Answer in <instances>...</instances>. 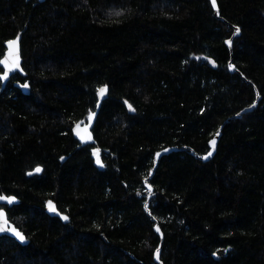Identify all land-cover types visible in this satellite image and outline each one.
I'll list each match as a JSON object with an SVG mask.
<instances>
[{"label": "trees", "instance_id": "1", "mask_svg": "<svg viewBox=\"0 0 264 264\" xmlns=\"http://www.w3.org/2000/svg\"><path fill=\"white\" fill-rule=\"evenodd\" d=\"M216 2L0 0V59L21 34L25 72L0 92V195L29 240L0 237V264H157L159 247L162 264H264V0Z\"/></svg>", "mask_w": 264, "mask_h": 264}, {"label": "water", "instance_id": "2", "mask_svg": "<svg viewBox=\"0 0 264 264\" xmlns=\"http://www.w3.org/2000/svg\"><path fill=\"white\" fill-rule=\"evenodd\" d=\"M38 3H43L45 2V0H36ZM211 1V0H210ZM212 4V2H211ZM213 7V5H212ZM214 11H215V14L217 15L218 14V5H217V2H216V7L214 8ZM240 35V32L238 31L237 32V28H235V32L233 33V35L226 41V45L227 47L229 48L230 51H232V43H233V38L235 36H239ZM12 41H18V51L14 53V55H18V58H19V67L17 68H12L11 70H9L8 67L5 66V64L3 63H0V83H1V87H0V92H2L8 82L10 81L11 77L15 74H20V75H24V70H23V67H22V57H21V34H18L16 37L6 41L5 43V52H4V55L1 57L0 61H4L6 58L9 57V52H10V49H9V43L12 42ZM228 41H230L231 43H227ZM11 63V61L9 60V64ZM229 65H230V68L229 70L231 72H234L235 71V67L232 65L231 61L229 62ZM7 72V77L4 78L5 76V73ZM25 85H27V87H25ZM102 88H106V92L101 96L100 93L98 92L97 93V97H98V100H97V104H96V109L94 112L90 113V115L88 116V119H87V122H77L73 125L72 129H71V132H72V135L74 137V139H76L82 146L84 145H87V144H96L95 140H94V136H93V132H92V128H93V125H94V122H95V118L98 114V111L100 109V106H101V103L103 102V100L105 99L106 95H107V87H102ZM21 90L24 94H27L29 92V89H28V84L25 83L22 87H21ZM259 97H257L258 99ZM256 104H257V100L248 108H245L243 109L239 114H237L236 116H234L233 118H241L242 115L246 112H251L255 109L256 107ZM231 120V118L227 119L226 122H229ZM77 125H79V129L77 128ZM79 132V135L77 134ZM81 136L84 137V139L82 140L81 139ZM90 137V139H89ZM215 140V146L213 147L212 145V141ZM217 140H218V134H216L209 142V151L203 155V156H198L199 159H201L202 161L204 162H207L210 160V158L215 154L216 152V147H217ZM178 149L175 148V147H166V148H163L161 149L160 151L156 152L155 153V167L157 166V164L159 163V161L161 160V158L163 156H166L168 154H170L171 152H174V151H177ZM209 153H211V155H209ZM39 168V167H38ZM37 169V168H36ZM36 169L32 172H29L28 175L31 176L33 174H36V173H39L41 171V168L39 172L36 171ZM154 171H152L150 173V176L153 175ZM145 185H146V189L149 191V195H148V200H147V203L152 199L153 197V189L152 187L147 183V180L145 181ZM0 197H5V199L3 200H0V212H3L4 214V218L3 219H0V227H3V231H0V237L2 236H7V237H10V238H13L17 243H19L20 245L22 246H26L29 244V240L26 238L25 234L18 228L16 227V225L14 223H12L9 219H8V216H7V212L5 210L4 207L2 206H17L19 205L20 201L18 198H16L15 196L13 195H10V196H7V195H0ZM11 199V203L8 202V200ZM52 205L55 207V211H52L50 210V207L49 205ZM148 204H146V207H147ZM46 210L48 212L49 215H52V216H57L62 223H68L69 219L65 220L63 219V217H65L66 215L65 214H62L60 213L57 209H56V206L51 203V202H47V206H46ZM147 213L149 214V210H147ZM67 217V216H66ZM68 218V217H67ZM6 220V223L4 222ZM157 229H159V231H157ZM154 230L155 232L157 233V235H159L161 241L163 239V235H162V232L158 226V224L156 223L155 226H154ZM16 233H19L21 236H23V240H21L17 235ZM160 247L157 249L159 250ZM155 252V255H154V261L155 263L157 264H162L161 261H160V250L157 252ZM215 257V255H214Z\"/></svg>", "mask_w": 264, "mask_h": 264}, {"label": "snow or ice", "instance_id": "3", "mask_svg": "<svg viewBox=\"0 0 264 264\" xmlns=\"http://www.w3.org/2000/svg\"><path fill=\"white\" fill-rule=\"evenodd\" d=\"M211 2H212L213 7L215 8V7H216V0H211ZM238 31H239V29H237V32H238ZM227 43L230 44L231 42L228 41ZM9 49H10L9 57L6 58L4 61H0V63L5 64V66L8 67L9 70H11L12 68H17V67H19V58H18V55H14V53L18 51V41H12V42H10V43H9ZM9 60L11 61L10 64H9ZM6 77H7V72L5 73L4 78H6ZM25 87H27V85H25ZM105 92H106V88H101V89L99 90V93H100L101 96H102ZM129 108H130V110H132L130 105H129ZM77 128L79 129V125H77ZM77 134L79 135V132H78ZM81 139L83 140L84 137L81 136ZM89 139H90V137H89ZM212 145H213V147L215 146V140L212 141ZM95 155L97 156V162L99 163V153H95ZM209 155H211V153H209ZM36 171L39 172L40 169L37 168ZM3 199H5V197H0V200H3ZM8 202L11 203V199H9ZM49 207H50V210L55 211V207H54V206H52V205L50 204ZM3 218H4V214H3V212H0V219H3ZM63 219L67 220L68 218L65 216V217H63ZM4 222L6 223V220H5ZM3 230H4L3 227H0V231H3ZM157 231H159V229H157ZM16 235H17L21 240L24 239L23 236H21L19 233H16ZM158 251H159V250H157V252H158Z\"/></svg>", "mask_w": 264, "mask_h": 264}, {"label": "flooded vegetation", "instance_id": "4", "mask_svg": "<svg viewBox=\"0 0 264 264\" xmlns=\"http://www.w3.org/2000/svg\"><path fill=\"white\" fill-rule=\"evenodd\" d=\"M46 206H47V203L45 202L44 205H43V209L45 211L46 214H48L47 210H46ZM57 217V216H56ZM58 218V217H57ZM59 219V218H58Z\"/></svg>", "mask_w": 264, "mask_h": 264}]
</instances>
